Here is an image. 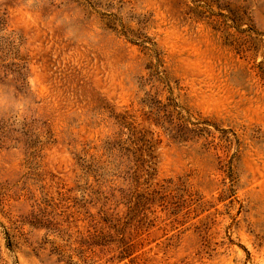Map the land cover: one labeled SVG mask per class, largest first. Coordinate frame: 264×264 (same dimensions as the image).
Instances as JSON below:
<instances>
[{
  "label": "rangeland",
  "instance_id": "374dc122",
  "mask_svg": "<svg viewBox=\"0 0 264 264\" xmlns=\"http://www.w3.org/2000/svg\"><path fill=\"white\" fill-rule=\"evenodd\" d=\"M0 264H264V0H0Z\"/></svg>",
  "mask_w": 264,
  "mask_h": 264
},
{
  "label": "trees",
  "instance_id": "16d2710c",
  "mask_svg": "<svg viewBox=\"0 0 264 264\" xmlns=\"http://www.w3.org/2000/svg\"><path fill=\"white\" fill-rule=\"evenodd\" d=\"M180 127H181V126H179L178 128H180ZM93 244H94V245H99V244H97V243H95V242H93ZM105 244H106V243H102L101 246L103 247V246H105ZM129 255H130V253H128V254H126L125 256H123V258H125V257H127V256H129ZM123 258H120V259H123Z\"/></svg>",
  "mask_w": 264,
  "mask_h": 264
}]
</instances>
